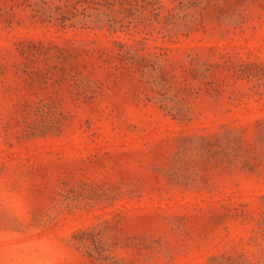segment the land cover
Masks as SVG:
<instances>
[{
  "label": "rangeland",
  "instance_id": "1",
  "mask_svg": "<svg viewBox=\"0 0 264 264\" xmlns=\"http://www.w3.org/2000/svg\"><path fill=\"white\" fill-rule=\"evenodd\" d=\"M0 264H264V0H0Z\"/></svg>",
  "mask_w": 264,
  "mask_h": 264
}]
</instances>
